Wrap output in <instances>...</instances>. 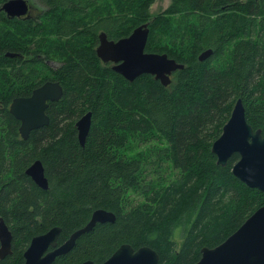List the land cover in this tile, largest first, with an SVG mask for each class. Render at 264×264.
<instances>
[{"label":"trees","instance_id":"1","mask_svg":"<svg viewBox=\"0 0 264 264\" xmlns=\"http://www.w3.org/2000/svg\"><path fill=\"white\" fill-rule=\"evenodd\" d=\"M37 2L36 20L0 18L13 25L0 28V216L12 234L0 264H22L31 238L53 226L63 243L98 208L114 220L49 264L101 263L123 243L152 248L157 264H193L264 206V191L233 175L238 154L220 165L211 151L239 97L264 135V0H169L156 14L155 0ZM146 22L145 51L184 65L167 86L150 74L129 81L95 52L100 32L116 40ZM45 81L61 97L22 138L9 105ZM86 112L81 144L75 122ZM35 160L47 188L25 173Z\"/></svg>","mask_w":264,"mask_h":264},{"label":"water","instance_id":"2","mask_svg":"<svg viewBox=\"0 0 264 264\" xmlns=\"http://www.w3.org/2000/svg\"><path fill=\"white\" fill-rule=\"evenodd\" d=\"M0 9L8 17L29 14L26 0H5ZM149 34L148 22L136 26L126 37L116 40L107 39L106 34H98L96 55L103 62H111V69L129 81L140 74H150L162 85L170 83L172 72L184 67L182 63L170 58L166 53L145 51ZM207 49L198 59L211 54ZM7 55H12L11 53ZM62 87L56 81H46L35 87L26 97L12 99L9 112L20 123L22 138L29 131L48 123L45 114L48 102L58 100ZM90 123V113L86 112L75 122L77 137L83 144ZM211 151L216 156V163L225 165L228 158L236 153L238 159L232 166V173L245 185L264 191V136L260 129H253L245 119L242 99L235 100L231 113L222 126L220 135L212 142ZM41 188H47L42 163L32 162L25 170ZM114 214L102 208L95 209L87 223L73 231L68 238L58 244L60 227L53 226L42 234L31 238L23 252L25 264H49L57 256L67 252L75 239L95 223L112 221ZM200 258L193 264H264V206L258 207L245 221L220 244L208 248L202 247ZM11 253V233L6 223L0 218V258ZM158 253L148 246L134 250L130 244L123 243L103 262L85 260L80 264H157Z\"/></svg>","mask_w":264,"mask_h":264},{"label":"rangeland","instance_id":"3","mask_svg":"<svg viewBox=\"0 0 264 264\" xmlns=\"http://www.w3.org/2000/svg\"><path fill=\"white\" fill-rule=\"evenodd\" d=\"M168 3H169V0H155V2L151 5L149 11H150L151 14L159 13V12H161L168 5ZM36 5L39 8H42L43 7L40 4H36ZM12 26L9 23H7V22H5V23L3 21L0 22V28H3L4 32H6L7 30H8V32H11L12 31ZM13 40H14V38H13ZM14 41H16V40H14ZM146 179H147V181H152L151 171H149L146 174ZM179 242L180 241H178V243ZM178 246H179V244H178Z\"/></svg>","mask_w":264,"mask_h":264},{"label":"flooded vegetation","instance_id":"4","mask_svg":"<svg viewBox=\"0 0 264 264\" xmlns=\"http://www.w3.org/2000/svg\"><path fill=\"white\" fill-rule=\"evenodd\" d=\"M27 4H28V10H29V16L28 17H24L23 19H32V20H36L38 18V16L40 15L41 11L39 7H37L36 4H40L39 2H37V0H26ZM1 5V4H0ZM41 5V4H40ZM0 17L1 18H7L9 20H13V19H17L18 17H14V18H10L6 15V13L0 9ZM10 24V23H9ZM51 65H54V62H51ZM37 87V86H36ZM34 89V88H33ZM237 99V98H236ZM235 102V101H234ZM234 104V103H233ZM233 107V106H232ZM231 113V112H230ZM45 114L48 116V114L46 113V109H45ZM49 117V116H48ZM246 119V118H245ZM247 122V120H246ZM248 123V122H247ZM249 124V123H248ZM224 125V124H223ZM264 136V135H262ZM235 154V153H234ZM43 166V165H42ZM44 169V168H43ZM11 249H12V234H11Z\"/></svg>","mask_w":264,"mask_h":264},{"label":"bare ground","instance_id":"5","mask_svg":"<svg viewBox=\"0 0 264 264\" xmlns=\"http://www.w3.org/2000/svg\"><path fill=\"white\" fill-rule=\"evenodd\" d=\"M82 1V0H81ZM82 5V4H81ZM84 5V4H83ZM60 13V12H59ZM79 17V16H78ZM19 126V128H20V124L18 125ZM30 132V131H29ZM19 133H20V135H21V132H20V129H19ZM21 137H22V135H21ZM0 218L4 221V218L2 217V216H0ZM10 233H11V231H10ZM22 264H25V262L23 261V263Z\"/></svg>","mask_w":264,"mask_h":264}]
</instances>
